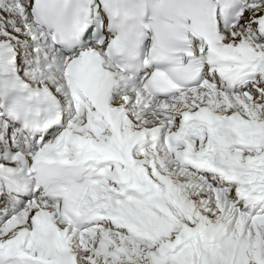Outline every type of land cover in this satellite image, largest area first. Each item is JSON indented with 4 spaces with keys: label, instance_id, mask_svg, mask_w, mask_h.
<instances>
[{
    "label": "snow or ice",
    "instance_id": "6c2138e0",
    "mask_svg": "<svg viewBox=\"0 0 264 264\" xmlns=\"http://www.w3.org/2000/svg\"><path fill=\"white\" fill-rule=\"evenodd\" d=\"M0 264H264V0H0Z\"/></svg>",
    "mask_w": 264,
    "mask_h": 264
}]
</instances>
